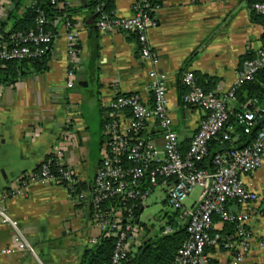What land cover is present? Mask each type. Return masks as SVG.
<instances>
[{
	"label": "crops",
	"instance_id": "0c3cea01",
	"mask_svg": "<svg viewBox=\"0 0 264 264\" xmlns=\"http://www.w3.org/2000/svg\"><path fill=\"white\" fill-rule=\"evenodd\" d=\"M135 1L112 0L114 15L130 16ZM253 1L158 0L153 12L157 26L148 36L159 58L157 70L166 75L168 107L180 142H190L206 114L183 102L186 72H192L208 93L224 98L233 108L227 93L237 81L242 59L256 55L264 46V23L253 11ZM29 3L23 1L18 13ZM8 5L0 0V15ZM58 8L73 10L71 18L78 32L73 86H67L72 65L62 16L54 22L57 33L45 70H27L14 82L0 84V207L17 222L32 248V252H0V264L81 263L85 250L102 232L93 224L87 204L57 184H35L17 194L20 177L37 169L58 146L64 165L79 182L92 183L103 150L104 121L114 96L138 93L147 104L153 103L149 66L141 60L137 36L99 32L97 16L81 0H61ZM10 29L7 22L5 30ZM79 71L86 72L80 85ZM144 135L162 149L163 137L152 122ZM241 179L258 195L247 226L257 238H264V165ZM236 209L234 203L228 205V210ZM222 228V221L215 222V229ZM13 239V229L0 221V251L13 246ZM207 253L212 264H231L229 250L209 248ZM240 264H264V253L252 251Z\"/></svg>",
	"mask_w": 264,
	"mask_h": 264
},
{
	"label": "built area",
	"instance_id": "2783aa9c",
	"mask_svg": "<svg viewBox=\"0 0 264 264\" xmlns=\"http://www.w3.org/2000/svg\"><path fill=\"white\" fill-rule=\"evenodd\" d=\"M58 5L59 0H51ZM147 0H136L133 13L127 17H116L102 11V5L95 8L99 13L96 29L101 33L122 31L137 36L141 60L149 67L147 76L152 105L147 104L138 93L115 95L109 105L108 119L104 125L103 150L95 174L94 184L89 191L75 193L74 186L79 183L74 171L64 165L58 146L47 163L38 171L20 177L17 194L31 185L57 184L63 186L77 199L84 198L95 209L91 218L93 224L101 231H107L115 238L114 249L109 264H129L131 253L136 252L141 242L136 241L138 226L134 220V207L142 210L152 190L163 188L168 204L182 216L178 226L185 227L188 239L178 250L172 264H210V257L205 250L218 248L223 237L215 229L214 218L220 221L236 220V232L228 237L224 247L231 253V264H240L252 251L264 253V238H257L248 228L247 222L256 211L254 203L257 193L242 181V175H248L264 165V126L260 128L255 139L243 147L231 146L217 152L212 157L213 170L198 168L208 153V143L222 134L223 140L233 142L231 134L234 129L230 122L231 107L224 98L213 93H206L196 82L195 76L188 71L183 76L187 92L183 96L186 105L201 108L205 117L200 121L197 132L191 138L185 156L180 151V140L174 128L167 98V79L157 70L159 58L149 42V30L157 26L153 16L154 9ZM253 11L263 18L264 0L252 4ZM63 29L67 32L71 68L68 71V87L73 86L76 74L74 58L77 52L78 32L71 25L67 15L63 17ZM47 20L43 14L37 19V30L16 33L11 41L0 37V60H27L41 57L49 49L55 35L45 32L42 25ZM264 67V46L256 52L253 59L245 60L235 85L228 91L227 98L234 102L236 87L253 80L256 73ZM251 107H243L237 121L243 133L248 134L255 126L262 109L257 101ZM149 122L153 129L161 133L164 144L162 149L154 146L145 137L144 132ZM55 162L59 167V177L55 176L50 165ZM200 188L196 200L185 206V199L195 187ZM111 198L121 202H134L133 208H119L110 214H100L97 209L104 201ZM236 202L237 209L228 210L230 203ZM126 213V216L124 215ZM0 221L14 231L13 246L2 249L1 253L32 248L17 222L8 211L0 207ZM177 228L167 225L160 235L174 232Z\"/></svg>",
	"mask_w": 264,
	"mask_h": 264
},
{
	"label": "trees",
	"instance_id": "16d2710c",
	"mask_svg": "<svg viewBox=\"0 0 264 264\" xmlns=\"http://www.w3.org/2000/svg\"><path fill=\"white\" fill-rule=\"evenodd\" d=\"M23 1L19 0L16 7L13 8L11 12H9L7 19L3 22L0 27V37L5 39V41H11L12 37L16 33H26L31 30H37V19L40 14H43L46 18L47 22L42 25V28L45 32H49L52 35H56L57 29L55 25V20L58 16L67 15L70 18V22L72 26H75V22L71 18V10L70 8H58V5L51 4V0H30V3L27 8H25L22 14H19ZM61 0H59L60 2ZM259 0H254L256 2ZM150 7H155L158 5V0H147ZM87 7L93 10L95 15L98 17L99 13L95 12V8L98 5H102V11L109 14L114 15V3L112 0H87ZM258 16V15H257ZM262 19L261 16H258ZM7 22L11 23V29L6 31ZM51 47V45H50ZM49 49L43 54L41 57L32 58L27 60H0V84L4 83H12L21 75L26 74L27 70H34L37 72H43L46 68L47 56L50 52ZM255 55L245 56L241 63L245 60L253 59ZM196 79V78H195ZM198 83V81L196 80ZM198 85L208 93V89L203 87L198 83ZM235 97L234 106L231 108L230 113V122L234 129V132L231 134V138L234 140L233 142H227L223 140L222 134H219L215 139L211 140L208 143V153L207 156L203 159L201 163L197 164L198 168L213 170L214 167L212 165V157L217 152H221L229 149L231 146L235 147H243L250 142H252L258 131L262 126H264V67L261 68L253 80L245 81L239 84L235 89ZM257 101V106L262 109L261 116L257 118L255 126L252 128L251 132L248 134L243 133L241 126L237 121L238 114L242 111L243 107H251L250 103L252 101ZM107 122L104 121V125ZM197 132V131H196ZM193 137V136H192ZM191 142V140H190ZM190 142H180V151L183 156L186 155ZM51 154H49L40 166L34 170L38 171L41 166L49 160ZM100 162V160H99ZM50 169L52 173L59 177V167L55 162H52L50 165ZM94 181L92 183L87 182H79L74 188L75 193H80L82 191L91 190ZM82 204H87V207L90 211V217L92 218L95 209L86 201L84 198L77 199ZM235 205L236 202L233 201ZM134 202H121L118 199L111 198L107 201H104L97 212L100 214H110L113 210L121 208H133ZM142 212V209L138 206L134 207V220L135 224L140 227L139 216ZM126 216V213H124ZM182 215L178 211L172 212L170 215H165L164 218L166 220L167 225H171L177 228L174 232L166 235L157 234L154 238H144L141 242L140 246L134 252L131 253V259L129 264H172L178 250L182 247L183 243L188 239V232L185 227L178 226V219ZM220 221L218 218H214V222ZM238 222L236 220L231 221H223L222 229H214L213 233H219L223 239L219 241V247L221 249L228 250L224 247V243L226 239L232 236L237 229ZM162 228L160 232L163 230ZM115 238L112 237L107 231H102L101 235L96 243H94L91 247H88L85 250L82 261L80 264H109L112 256V252L114 249ZM210 248V247H209ZM207 248L205 252L209 249ZM213 248V247H211ZM230 251V250H229ZM232 254L234 251H230ZM210 264L212 261L210 260Z\"/></svg>",
	"mask_w": 264,
	"mask_h": 264
},
{
	"label": "rangeland",
	"instance_id": "374dc122",
	"mask_svg": "<svg viewBox=\"0 0 264 264\" xmlns=\"http://www.w3.org/2000/svg\"><path fill=\"white\" fill-rule=\"evenodd\" d=\"M96 141L97 139L94 138L92 143L93 153L96 151ZM199 192L200 188L198 186L195 187L192 193L185 199V206H190ZM174 211L166 200L165 192L160 188L156 189L148 198L146 207L140 214L139 223L141 225L136 231V241L142 242L144 238H154L157 236L160 230L167 226L164 216L170 215Z\"/></svg>",
	"mask_w": 264,
	"mask_h": 264
},
{
	"label": "water",
	"instance_id": "95a60500",
	"mask_svg": "<svg viewBox=\"0 0 264 264\" xmlns=\"http://www.w3.org/2000/svg\"><path fill=\"white\" fill-rule=\"evenodd\" d=\"M8 2V7L5 9V11L0 15V25L2 24V22H4L7 17L9 12H11L13 10V8H15V6L17 5V3L19 2V0H6ZM83 5L86 6L87 5V0H81ZM91 18V17H89ZM86 74V72L83 71H79V74L77 76V79L79 80V85L82 83L81 79L83 78V76ZM77 92H80L79 90H77Z\"/></svg>",
	"mask_w": 264,
	"mask_h": 264
}]
</instances>
